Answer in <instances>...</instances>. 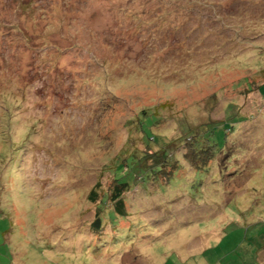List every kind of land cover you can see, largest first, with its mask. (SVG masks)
Here are the masks:
<instances>
[{"label": "rangeland", "instance_id": "rangeland-1", "mask_svg": "<svg viewBox=\"0 0 264 264\" xmlns=\"http://www.w3.org/2000/svg\"><path fill=\"white\" fill-rule=\"evenodd\" d=\"M263 70L264 0H0V264H264V97L246 79ZM232 104L223 169L180 147L186 167L129 193L113 234L78 230L99 172L146 148L143 108L167 144Z\"/></svg>", "mask_w": 264, "mask_h": 264}, {"label": "trees", "instance_id": "trees-1", "mask_svg": "<svg viewBox=\"0 0 264 264\" xmlns=\"http://www.w3.org/2000/svg\"><path fill=\"white\" fill-rule=\"evenodd\" d=\"M263 75L264 70L260 72L262 78H264ZM246 79L247 84H249L250 87L256 85L260 94L264 97V83L260 84L256 83V81H251L249 78ZM234 108L235 104L229 106L224 120H209L199 126H186V128H184L185 135L181 138L182 143H180L181 140L179 137L167 144L162 142L163 139L160 134L155 131V128L159 126V118L161 115L157 107L143 108L138 113L135 124L138 131L141 132L140 135L145 142L146 148L140 151L136 149L132 150L133 145L129 143V145L126 146L127 148L115 154L111 158V161L107 163L108 166L103 168L102 171H100L101 173L99 172L97 175L99 178L96 180L95 187L91 191L89 190L90 192L87 195L88 200L95 203L94 206L88 210V212L90 211L91 218L83 219L80 228L79 225L77 226L78 230L100 234L103 236V239L113 234L111 229L117 227L123 219H127L130 215H135V213H132L133 205L136 207V205L138 206L142 201L140 198L137 199L134 204H131L129 193L138 186L142 187L144 191H150L153 186H168L171 179L174 177V173L186 167L177 154L180 147L184 148L182 155L190 168L204 171L208 169L210 164L217 158L220 167L223 169L225 165L223 167L222 163H227V155L231 149L228 147V138L236 128V122L239 123L245 120L240 116L241 113L233 112ZM145 131L148 133L146 134ZM116 159H118L119 166L117 164V168L115 169L114 161ZM130 161L134 163L136 173L133 175L131 181H127L124 177L128 174L127 169L129 166L127 163ZM107 172L112 175V179L110 184L104 187L103 195L99 196V191H101L102 188V186H100V183H102L100 179L103 178V175ZM93 173H95V171ZM142 173H145V175H142ZM87 176L85 183L91 178V175ZM148 199L149 198L146 200ZM159 207L162 206H156V208ZM183 207L185 211L193 212L196 208H201L202 205L200 202H194L192 198L188 197V202L184 204ZM157 215H159V212H157ZM186 218L190 219L189 217ZM163 219L164 218H157L155 223L158 222L161 224V220ZM191 221H193V219L185 222ZM73 225H75V223H73Z\"/></svg>", "mask_w": 264, "mask_h": 264}]
</instances>
